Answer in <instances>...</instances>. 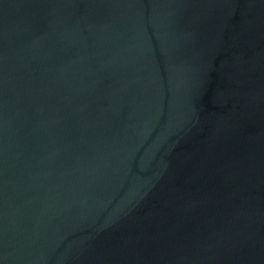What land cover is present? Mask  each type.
<instances>
[{"label":"water","instance_id":"95a60500","mask_svg":"<svg viewBox=\"0 0 264 264\" xmlns=\"http://www.w3.org/2000/svg\"><path fill=\"white\" fill-rule=\"evenodd\" d=\"M0 264H264V0H0Z\"/></svg>","mask_w":264,"mask_h":264}]
</instances>
